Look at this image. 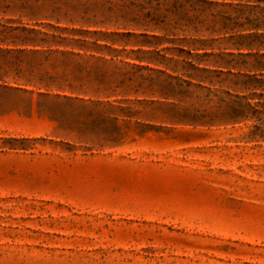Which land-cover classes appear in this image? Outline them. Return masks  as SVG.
I'll use <instances>...</instances> for the list:
<instances>
[{
	"label": "rangeland",
	"instance_id": "rangeland-1",
	"mask_svg": "<svg viewBox=\"0 0 264 264\" xmlns=\"http://www.w3.org/2000/svg\"><path fill=\"white\" fill-rule=\"evenodd\" d=\"M147 1H59L173 20L114 47L115 92L0 89V264H264V0Z\"/></svg>",
	"mask_w": 264,
	"mask_h": 264
},
{
	"label": "trees",
	"instance_id": "trees-1",
	"mask_svg": "<svg viewBox=\"0 0 264 264\" xmlns=\"http://www.w3.org/2000/svg\"><path fill=\"white\" fill-rule=\"evenodd\" d=\"M59 1L0 0V89L27 92L22 87L33 86L46 90L52 87L73 94L115 92L123 82L117 84L114 75L109 72V64L121 54L114 47L125 39L148 38L151 21L161 25L173 21L168 14L158 15L151 10L144 12L145 3H136L140 0L130 4L140 7L134 14L110 12L102 14L100 20L96 16L87 18L88 8L81 17L70 16L73 13L70 11L62 14ZM146 3L151 4V0ZM9 14L17 16V19L6 18ZM23 19L35 23H24ZM63 21L69 24L114 25L126 29L128 24H134L145 31L137 34L133 31L103 33L76 30L59 27ZM97 35L107 40L87 39L88 36ZM153 38L158 39L157 36ZM169 42L176 46L170 51L185 54L184 71L209 72L210 66L219 64L209 60L213 57L211 54H194L203 50L198 45H205L207 41L186 36L183 39L173 38Z\"/></svg>",
	"mask_w": 264,
	"mask_h": 264
}]
</instances>
